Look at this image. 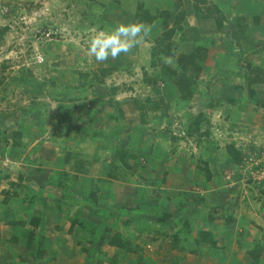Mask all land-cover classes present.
<instances>
[{
	"label": "crops",
	"instance_id": "crops-1",
	"mask_svg": "<svg viewBox=\"0 0 264 264\" xmlns=\"http://www.w3.org/2000/svg\"><path fill=\"white\" fill-rule=\"evenodd\" d=\"M208 1L225 17L219 30L213 19L194 13L190 4L164 0L166 6L158 7L156 2L147 6L168 12L170 29L174 16L182 11V21L171 37L173 51L186 55L194 47L204 49L199 75L203 72L212 77L217 72L218 78L213 80L223 82L231 77L234 82L239 79L235 72L242 69L240 63L250 67L248 74L252 69L264 74V0ZM149 25L151 39L158 38L161 19ZM147 65L142 64L141 70L146 71ZM131 67L135 64L113 66V60L108 59L85 78L94 82L92 75L96 80L101 72L109 75L117 71L124 80L123 72ZM85 78L79 79L76 87L85 94L65 93L74 90L65 81L57 90L63 94H48L56 114L67 111L61 125L67 133L59 131L57 137L46 138L53 149L34 153L44 128H38L37 133H31L30 128L22 131L16 147L11 137L3 134L7 143L0 146H4L0 150V264H264V185L251 196L238 186L240 180L233 186L230 180L221 182L238 173L224 150L228 144L235 148L223 128L226 122H219L216 128V120L206 116L197 132H181L185 140L193 141L188 144L190 150L176 145L175 137H181L177 134L173 142L169 136L153 138L147 144L143 129L149 114L158 116L156 111L131 106L120 85L93 83L85 90ZM259 89L255 88V94ZM256 97L264 99V95ZM236 98L232 104L239 102ZM245 98L249 105L255 99ZM245 106L236 107L244 115L238 122L229 112L227 120L257 129L255 120L261 122V118ZM215 110L208 106L203 115H215ZM134 112L137 120L143 119L142 124L129 127L125 122ZM249 114L254 117H246ZM158 119L153 117L151 122L158 125L163 118ZM189 120L184 119L183 130ZM133 143H143V151L123 149ZM62 173L64 184L60 182ZM165 197L163 210L154 213L151 208L158 198ZM226 217L228 223L223 222ZM104 227L107 233L100 241ZM200 231L209 237L203 239ZM115 232L120 244L110 246L108 240Z\"/></svg>",
	"mask_w": 264,
	"mask_h": 264
},
{
	"label": "rangeland",
	"instance_id": "rangeland-1",
	"mask_svg": "<svg viewBox=\"0 0 264 264\" xmlns=\"http://www.w3.org/2000/svg\"><path fill=\"white\" fill-rule=\"evenodd\" d=\"M163 1L0 0V146L7 143L3 141L4 133L10 139L11 133L17 132L18 129L22 132L30 128L31 133H37L38 128H44L46 131L39 134L40 146L34 153L37 155L42 152L41 150L53 149V143L46 138L50 135L57 137L63 127L62 120L55 118L56 110L48 94H63L64 92L58 93L57 90L61 87L59 84H63L64 81L68 87L74 89L65 93L81 94L76 90L79 84L77 74L88 71L86 76H90L93 68L106 64V62L98 63L88 54L90 37L97 29L111 28L122 22H134L135 6L138 2H141L146 9L151 5L150 3L155 6V2L158 7L166 6L168 3ZM168 1L190 4L194 9L193 12L201 17L218 18L213 10V4L208 0H205L204 4H201L200 0ZM98 10H102V14H96ZM156 39L150 38L142 42L128 55L121 54L116 59L109 58L110 61L113 60V66L125 65L127 62L130 66L135 64L134 68L131 67L127 71L121 69L124 71V80L117 71L104 75L102 78L99 74L96 79H100L99 83L102 85L122 86L121 93H125L124 96L128 97L131 106L140 105L144 109L156 111L158 116L149 114L147 126L143 129L145 131L143 140L147 144L153 138L165 140L170 136L173 142L174 134L181 136V132H184L186 135V130H183L184 119L193 118L196 114H202L199 119L201 123L206 116L212 121L216 120V128L217 124L226 122L227 126L223 128L228 141L232 142L240 153V163L234 169L238 172L233 174L235 178L231 179L227 176L221 182L232 181L231 186H233L240 180L238 186H243L242 188H245L248 194L259 191V187L264 185V99L257 98L256 95H264V74L255 69L248 74L250 67L239 62L242 69L235 72L239 79L233 82L231 77H226L227 81L221 82V80H213L218 78L217 72H213L212 77L203 72L199 75L200 68L195 70L187 66L182 80L188 84L191 95L188 100H181L173 85L174 80L179 79L180 71L176 64L180 55L177 51H172L173 54L169 56L163 55V43ZM196 54L200 62L205 59L204 49H199ZM214 59L216 60V57ZM122 61H124L123 64ZM153 63L154 66H151L150 64ZM142 64H148L146 71L141 70ZM172 70L177 73L172 75ZM141 71L146 73L144 79L152 80L151 86L144 82ZM85 79L86 84H89V77ZM83 85L84 83L81 86ZM152 87L154 90L157 89V92L152 91ZM255 88L259 89L258 94H255ZM40 94L45 95L40 96ZM242 95L244 97H241ZM247 95L248 99L251 96L255 98L251 105L245 98ZM234 96H237L235 100L239 101L237 104L231 103ZM155 104L160 105L158 110ZM243 105L252 107L248 112L261 118V122L255 120L257 129L252 128L251 125L245 129L227 120L229 115H232L234 121L238 122L244 115L239 114L236 107ZM208 106L216 109L215 115L213 113L203 115ZM66 112H62L63 115H61L64 117ZM251 114L246 117L253 118ZM153 117H158V120L163 119L157 121L159 123L157 125L151 122ZM142 120L141 117L137 120L136 112H134L125 123H129L131 127L136 124L141 125ZM212 125L214 126V123ZM215 131L213 130L214 134ZM63 133L67 132L63 130ZM135 133L137 134L138 131ZM213 133H209L212 135L209 139L214 138ZM175 138L178 140L175 139L178 147L190 150L188 144H192L191 139L185 140L183 136ZM25 139L27 141L28 137ZM143 147V143L141 146L137 143L134 146L133 143L131 148L123 149L137 152L139 148L143 151ZM3 149L4 146L0 147V150ZM115 158L119 160L117 156ZM137 169L134 166V170L137 171ZM228 175L232 177L230 173ZM245 198L249 196L245 195Z\"/></svg>",
	"mask_w": 264,
	"mask_h": 264
},
{
	"label": "trees",
	"instance_id": "trees-1",
	"mask_svg": "<svg viewBox=\"0 0 264 264\" xmlns=\"http://www.w3.org/2000/svg\"><path fill=\"white\" fill-rule=\"evenodd\" d=\"M199 2L201 4H204L205 3V0H200ZM213 10L218 15V18H215V17H212V16H207V17L213 19V22L215 24L216 29L219 30V29H221L223 23L225 22V17L223 16V14L221 13V11L215 5H213ZM169 17L170 16H169V13L168 12H157L155 9H149V8L144 9V5L141 2L136 3L135 13H134L135 21L143 22V23L149 25L155 19H161L162 32H161L160 36L156 40L157 41H161L163 43V53L162 54L165 55V56H169L170 54H173V52H172L173 51V42L171 40V37L173 35L174 29L175 28L176 29L178 28V25H176V24H178L180 21H182L183 13H182V11H180L179 13H177L174 16L173 22H172V24H173L172 25L173 26L172 29L168 28L167 20H168ZM236 25H238V20L237 19L235 20V26ZM199 49L203 50L202 48H200L198 46L197 47H194L191 52H189L186 55H180V57L177 60V64L176 65H177V67H178V69L180 71V74H179V79L174 80L173 85L176 87L177 92L179 94V98L181 100H188L189 97H190V95H191V92H190V90L188 88V84L185 83L186 81L185 80H182V78H183V76L185 74V71H187V66H190L191 69H195V70L196 69L197 70L199 69V59L200 58L198 56H196L197 55L196 53L198 52ZM151 59H152V55H151ZM181 59H183V60H181ZM150 65L151 66H154V63L153 64H150ZM83 73L84 74H82V73H79L78 74V77H79L80 80H83L85 78L86 73H88V72H86V73L83 72ZM176 73L177 72H175L173 70L171 71V74L172 75L173 74H176ZM99 74H100L101 78L104 75H107V73H105V72H101ZM142 75H143V79H144V77H146V73L145 72H142ZM91 79H93L94 82H89V84H86V87H85L86 89H88L90 86L94 85L95 82L96 83H99L98 81L100 80V79L99 80H97V79L95 80V78L93 77V75L91 76ZM151 81L152 80H150V79H147V80L144 79V82H147V84L149 86H151ZM107 89H109V87H107ZM109 90H112V88L109 89ZM156 90H154V88L152 87V91L157 92ZM81 94H85V91L84 90L81 91ZM159 104H160V102H159ZM159 104H155V107H156L157 110L160 108V105ZM62 115L61 114H59V115L56 114L55 115L56 116L55 118L57 120H59V121L62 120V122H63V120L64 119L66 120V118L63 117ZM201 116H202V114H196L193 118H191V120H189L187 122V124H186V127H187L186 134L187 133L190 134V133L197 132L198 129H199V127L201 125H203V123H205L206 119H204L202 123L199 120L201 118ZM20 135H21L20 129H18L17 132L11 133V135H10L11 136V144L13 145V147H16L18 145V142L16 141V138L18 140V138L20 137ZM224 150H225L226 155L232 161L233 164L237 165V164L240 163V153L232 145H229V144L228 145H225ZM115 154L117 155V157H119V151H116ZM68 157H69V154L66 153L65 158L68 159ZM206 171H207L206 169H203L202 170V172H204V173H206ZM204 175H205V180L207 181L208 180V175L207 174H204ZM64 177H65V174L62 173V176L60 177V180H61L60 182H62V184H64L63 183L64 182ZM19 179H22V178L19 177ZM141 179L143 180V178H141ZM58 185H61V183L58 184ZM167 199H168V197H165L163 200H161L160 198H158V200H157L156 204L154 205V207L151 208V209L155 210L154 213H158L157 211H159V210L162 211L163 210L164 203L167 201ZM234 202H235V199L234 198H231L230 203L233 204ZM93 213L98 214V212H96V211L93 212ZM166 216H167L166 214H162V217H166ZM211 219L213 220L214 217H211L210 220ZM228 219H229L228 217L224 218L223 219V222L228 223V221H229ZM107 229L108 228L104 227L103 228V232L101 230V232L99 234V240L100 241L103 238V236L105 235V233H107V231H106ZM183 229H185V228H183ZM199 235L203 239L206 238L205 237L206 235L209 237L208 234H205V232H201V231L199 232ZM117 237H118V234L116 232L113 233L110 236L109 240H108V244L110 246L119 245L120 243L116 242L117 241ZM100 241L97 243V245L100 244ZM172 244H173V241H172Z\"/></svg>",
	"mask_w": 264,
	"mask_h": 264
},
{
	"label": "clouds",
	"instance_id": "clouds-1",
	"mask_svg": "<svg viewBox=\"0 0 264 264\" xmlns=\"http://www.w3.org/2000/svg\"><path fill=\"white\" fill-rule=\"evenodd\" d=\"M96 14H102L98 10ZM152 28L143 22L119 23L111 28L97 29L88 42V54L98 63L121 54L128 55L142 42L151 38Z\"/></svg>",
	"mask_w": 264,
	"mask_h": 264
}]
</instances>
